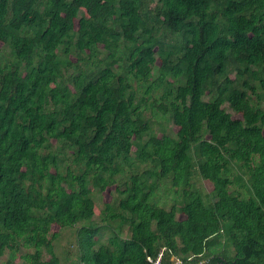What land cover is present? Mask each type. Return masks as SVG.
Instances as JSON below:
<instances>
[{"label":"trees","instance_id":"obj_1","mask_svg":"<svg viewBox=\"0 0 264 264\" xmlns=\"http://www.w3.org/2000/svg\"><path fill=\"white\" fill-rule=\"evenodd\" d=\"M263 102L264 0H0V255L264 264Z\"/></svg>","mask_w":264,"mask_h":264},{"label":"rangeland","instance_id":"obj_2","mask_svg":"<svg viewBox=\"0 0 264 264\" xmlns=\"http://www.w3.org/2000/svg\"><path fill=\"white\" fill-rule=\"evenodd\" d=\"M263 105H264V102H263ZM226 108L230 110L228 105L226 106ZM162 127H164L166 132L169 134L176 133L178 129V127H176L171 121L162 120L161 124L160 123L155 124V130L158 131L160 135H161L160 129ZM198 183L200 186H203L202 187L203 190L205 189L204 194H206L207 192H211L212 188L210 185L203 183L202 181H198ZM164 195L168 197L172 196V194L169 195L167 193ZM206 198L208 197L206 196ZM94 199L96 203L98 204L99 208L104 209L105 207L104 197L97 190L94 193ZM95 221L96 222L101 221L100 214L95 215ZM80 224L82 223H79V225ZM110 230L111 229H107V230L104 229V236L102 237L103 240L106 241L107 237L110 234ZM54 245H55L56 253L60 257L62 264H80L78 262V255H77L79 253V247H78V241H77V226L62 229L60 231L59 237L54 241ZM27 250L29 249L25 248L24 246L21 247L18 253V257L21 256L22 254H25ZM45 256L49 257L48 254H45ZM8 259H9V251L7 250L5 254L0 255V264H7ZM13 264H26V263L24 262L23 258L19 257V260L14 261Z\"/></svg>","mask_w":264,"mask_h":264},{"label":"built area","instance_id":"obj_3","mask_svg":"<svg viewBox=\"0 0 264 264\" xmlns=\"http://www.w3.org/2000/svg\"><path fill=\"white\" fill-rule=\"evenodd\" d=\"M174 259V264H179L181 261L177 258H173ZM151 261H153L154 264H162V252L158 255V257L156 259H150Z\"/></svg>","mask_w":264,"mask_h":264},{"label":"water","instance_id":"obj_4","mask_svg":"<svg viewBox=\"0 0 264 264\" xmlns=\"http://www.w3.org/2000/svg\"><path fill=\"white\" fill-rule=\"evenodd\" d=\"M223 264H232V263H227V262H224Z\"/></svg>","mask_w":264,"mask_h":264}]
</instances>
